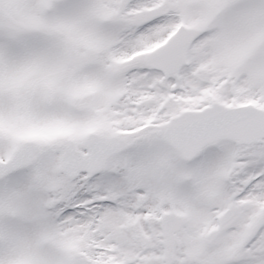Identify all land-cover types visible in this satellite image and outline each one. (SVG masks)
Returning a JSON list of instances; mask_svg holds the SVG:
<instances>
[{
	"label": "snow or ice",
	"instance_id": "1",
	"mask_svg": "<svg viewBox=\"0 0 264 264\" xmlns=\"http://www.w3.org/2000/svg\"><path fill=\"white\" fill-rule=\"evenodd\" d=\"M0 264H264V0H0Z\"/></svg>",
	"mask_w": 264,
	"mask_h": 264
}]
</instances>
